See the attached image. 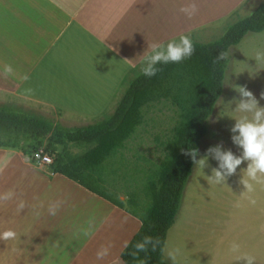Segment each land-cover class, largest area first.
<instances>
[{"label": "crops", "instance_id": "crops-1", "mask_svg": "<svg viewBox=\"0 0 264 264\" xmlns=\"http://www.w3.org/2000/svg\"><path fill=\"white\" fill-rule=\"evenodd\" d=\"M185 5L0 0V90L92 123L111 112L147 45L180 33L185 14L178 10ZM9 191L13 197L0 201V233L10 229L17 238L0 240V264H117L140 225L74 182L28 164L20 151L0 149V195ZM56 202L60 207L50 215ZM108 245L109 254L97 259Z\"/></svg>", "mask_w": 264, "mask_h": 264}, {"label": "trees", "instance_id": "trees-1", "mask_svg": "<svg viewBox=\"0 0 264 264\" xmlns=\"http://www.w3.org/2000/svg\"><path fill=\"white\" fill-rule=\"evenodd\" d=\"M263 31L264 0L249 16L230 24L219 39L192 40L190 58L157 65L160 71L153 77L134 68L122 81L121 86L129 82L111 112L82 127H64L13 102L0 105V149L20 151L32 162L42 151L52 159L45 166L51 175H60L135 217L140 225L120 253L122 264H166L162 261L166 235L193 169L194 161L185 153L193 148L198 155L200 141L207 134L206 122L223 92L229 57L215 60L247 34ZM162 102L176 109L175 124L161 143L163 158L138 178L134 170L122 166L129 161L122 152L144 124L146 110ZM130 186L133 189L125 194L124 203L119 194ZM146 236L158 239L159 245L155 251L149 247L134 256L135 244Z\"/></svg>", "mask_w": 264, "mask_h": 264}, {"label": "rangeland", "instance_id": "rangeland-1", "mask_svg": "<svg viewBox=\"0 0 264 264\" xmlns=\"http://www.w3.org/2000/svg\"><path fill=\"white\" fill-rule=\"evenodd\" d=\"M191 2L192 0H186V5ZM261 2L263 0H195L198 10L191 18L185 15L183 25L179 27L180 33L172 36L171 31L172 37L164 42L157 36L153 43L166 44L170 40L178 39L180 35H189L191 40L198 43L215 41L230 24L249 16ZM262 49L264 31L247 34L240 44L229 50L223 92L206 122L207 134L200 141L197 161L206 156L207 149L217 145L222 150H231L236 156L241 155L242 150L231 141L234 134L230 131L235 119L244 115L235 111L241 99L235 87L246 86V90L251 91L258 101V106L264 107V99H261V94L264 93V64H258L254 59L256 51ZM141 67L142 62L137 66L140 73ZM127 84L120 87L122 89L115 102L119 100ZM8 102L15 103L23 110L52 118L64 127H82L91 123L86 119L59 113L47 106L20 100L0 90V105ZM248 115L250 118L251 114ZM175 120L176 109L169 103L162 102L146 110L144 124L126 143L122 152L124 158L129 160L124 165L121 163L122 166L134 170L139 178L145 168L157 165L165 153L161 143L166 140ZM26 162L49 172L45 168L47 164H43L46 162L39 161L37 164L27 156ZM217 167L218 162L210 155L203 169L193 163L179 212L166 235L162 254V261L166 264H244L240 259L243 255L254 256L255 264H264V183L253 182L254 191L247 192L240 183L242 179H247L244 173L247 162H243L237 168L236 174L227 178L225 185L215 184L208 178ZM132 189L133 186L122 189L120 200L126 203L125 194ZM233 243L240 246L239 252L231 251ZM176 249L179 252L173 259L170 253ZM119 263L122 264L117 262Z\"/></svg>", "mask_w": 264, "mask_h": 264}, {"label": "clouds", "instance_id": "clouds-1", "mask_svg": "<svg viewBox=\"0 0 264 264\" xmlns=\"http://www.w3.org/2000/svg\"><path fill=\"white\" fill-rule=\"evenodd\" d=\"M197 4L195 0L191 3L181 7L179 11L191 18L197 12ZM194 48L192 40L189 35H180L178 39H173L164 43H152L147 45V50L142 55L141 72L146 77L155 76L160 69L157 65L168 63H180L181 61L190 58L193 54ZM229 57L228 52H222L216 58L215 62L225 60ZM255 61L258 64H264V49L257 50L255 53ZM13 71L10 65H5L4 73L11 74ZM241 99L237 103L235 111L243 113L239 119H235L234 126L230 129L231 141L234 145L242 150L241 155L236 156L231 150H222L220 145L210 147L207 149V154L204 158L196 160L197 151L193 148L188 150L185 154L190 156L195 164H198L203 169L207 165V157L210 155L218 162V167L212 170V175L208 179L215 184L225 185L228 177L236 174L237 168L243 163L247 162V167L244 170L247 179H242L240 183L243 184L245 190L249 193L254 191V183H264V107L258 106V101L253 96L251 91L246 90V86L235 87ZM261 99H264V93L261 94ZM251 117L249 118V115ZM238 133V134H236ZM14 193L11 191L0 195V201H8L13 197ZM255 203V201H252ZM20 207H23L21 203ZM60 207V202L53 203L49 206V214L55 215ZM84 235H90L85 232ZM17 234L13 230H6L0 233V240L9 241L15 240ZM159 245V240L150 236H146L135 244V252L137 255L140 252H147L149 247L155 251ZM127 246V242H125ZM111 245L101 246L97 251V259H103L109 254ZM239 245L233 243L231 251L233 253L239 252ZM179 249L170 253V256L175 259ZM244 264H255V257L251 255H243L240 257Z\"/></svg>", "mask_w": 264, "mask_h": 264}, {"label": "built area", "instance_id": "built-area-1", "mask_svg": "<svg viewBox=\"0 0 264 264\" xmlns=\"http://www.w3.org/2000/svg\"><path fill=\"white\" fill-rule=\"evenodd\" d=\"M34 161H35L37 164L39 163V161H40V163H41V161H42V162H46V163H43V164H47V165L51 164V159L48 158L46 155H44V154H42V153H36V154L34 155ZM43 166H44V165H43Z\"/></svg>", "mask_w": 264, "mask_h": 264}]
</instances>
